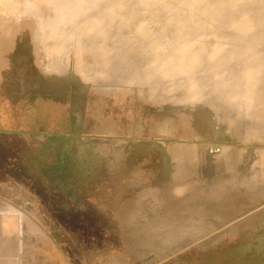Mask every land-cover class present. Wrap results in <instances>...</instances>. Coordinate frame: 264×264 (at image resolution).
<instances>
[{
	"label": "rangeland",
	"instance_id": "obj_1",
	"mask_svg": "<svg viewBox=\"0 0 264 264\" xmlns=\"http://www.w3.org/2000/svg\"><path fill=\"white\" fill-rule=\"evenodd\" d=\"M27 18L37 23L46 73L88 87L71 96L82 120L66 131L25 132L18 92L3 86L21 51L18 37L5 34ZM148 51L170 63L180 56L178 72L199 77L220 56L241 94L211 101L209 82L196 99H147L111 55ZM238 60L252 67L238 72ZM0 88V196L22 209L32 200L73 264H264V0H0ZM62 155L81 222L57 214L47 189L14 167ZM229 209L241 217H222Z\"/></svg>",
	"mask_w": 264,
	"mask_h": 264
},
{
	"label": "flooded vegetation",
	"instance_id": "obj_2",
	"mask_svg": "<svg viewBox=\"0 0 264 264\" xmlns=\"http://www.w3.org/2000/svg\"><path fill=\"white\" fill-rule=\"evenodd\" d=\"M37 30V23L31 18L15 19L11 22L5 35L7 38L17 36L21 42V51H12L17 55L14 71L12 70L14 73L5 75L4 79L8 77V82L5 81V85L2 83L6 90H17L15 110L17 116L22 119L23 126H31L28 127L29 131L25 132L31 133L41 132L40 127H49L55 121L65 120L69 123L82 120L75 111L78 108L74 102L75 98L71 100V96L78 95L77 89H88L77 77L69 73L65 76L61 73H46L40 64ZM6 90L4 89L3 96L8 93ZM69 98L70 104L67 101Z\"/></svg>",
	"mask_w": 264,
	"mask_h": 264
},
{
	"label": "bare ground",
	"instance_id": "obj_3",
	"mask_svg": "<svg viewBox=\"0 0 264 264\" xmlns=\"http://www.w3.org/2000/svg\"><path fill=\"white\" fill-rule=\"evenodd\" d=\"M144 40L152 41L151 37L147 35L145 36L143 41ZM140 41L142 40H139V42ZM173 46L174 44L171 43L168 46L169 50H172ZM151 51H148V54H137V52H131L122 55L116 54V56L111 55L112 61L116 65H119L120 63L126 64L127 69L125 72L119 71V68L123 66H117L115 68H118V72L122 73L119 76H123L127 80L129 79L134 81V84L136 88L141 92V95L147 99L153 98L158 101H170L174 99H181L183 101H185V99L191 100L199 92L198 89L201 88V91H203L202 89L207 86L209 82L211 86L209 90L206 91L203 95L214 96L211 98V101L221 99L225 100V98H228L230 94H232L234 97H236L237 94H241L240 89H235L237 86H235V88L229 86L228 81L233 73L227 69H229L231 65L227 64L228 66H226L225 62L220 56L215 57V59H207L205 65L203 66L204 69L200 70L202 74L200 73L201 77H199L196 73L178 72V67L182 64V59L180 58V56H176L172 60L173 62L170 63L167 58V53H162L160 51ZM150 57L155 58L157 64L153 63V65L151 64L149 67H145L144 65L149 61ZM236 64H238V72L243 69H250L252 67L251 63H248L244 60H238ZM175 67L176 70H174ZM101 68H105L104 63ZM210 70L212 73H210L209 77L206 78V75H208ZM225 72L229 73L225 76V78H218L221 77L219 73L225 74ZM198 81L199 84L197 83ZM214 92H216L217 95L213 94ZM197 96L198 95H196V97Z\"/></svg>",
	"mask_w": 264,
	"mask_h": 264
},
{
	"label": "crops",
	"instance_id": "obj_4",
	"mask_svg": "<svg viewBox=\"0 0 264 264\" xmlns=\"http://www.w3.org/2000/svg\"><path fill=\"white\" fill-rule=\"evenodd\" d=\"M43 39L49 41L47 37ZM89 69V66L85 68L87 73ZM7 202L6 197L0 196V264H73L65 246L38 220L41 216L33 208L32 200V206L27 205L25 209L16 204L7 205ZM241 215L240 209L232 212L229 209L222 217Z\"/></svg>",
	"mask_w": 264,
	"mask_h": 264
},
{
	"label": "trees",
	"instance_id": "obj_5",
	"mask_svg": "<svg viewBox=\"0 0 264 264\" xmlns=\"http://www.w3.org/2000/svg\"><path fill=\"white\" fill-rule=\"evenodd\" d=\"M52 125H54L57 130L62 129L66 131V128L70 126V123L68 124L65 120H59L55 121ZM55 134L57 135L58 133L55 132ZM70 138V136L65 135L66 141H70ZM63 144H65V141ZM62 148L63 151L68 149L64 148V146H60L59 149L57 148V151ZM2 149L0 148V166L4 167L5 160L2 155H5L6 151ZM16 154H21L18 147L17 150H15V153L13 151L12 156L16 158V156H14ZM8 155L9 153H7V156ZM14 167L20 174L29 178L32 183H40L47 189L46 192L52 197L51 202L53 203V210L57 214L62 215L63 218L76 220L78 222H81L82 218L85 217L81 201L76 196L77 190L76 184L74 183L75 181H73V172L68 173V169L71 170V168H69L68 162L63 155L58 157V159L51 164L35 166L28 165L21 160L19 163H16ZM82 224L84 223L82 222ZM84 226L90 230V228L93 227V224L88 222Z\"/></svg>",
	"mask_w": 264,
	"mask_h": 264
}]
</instances>
